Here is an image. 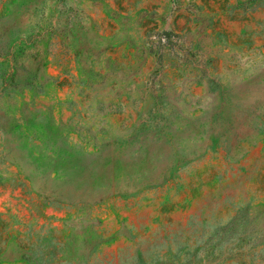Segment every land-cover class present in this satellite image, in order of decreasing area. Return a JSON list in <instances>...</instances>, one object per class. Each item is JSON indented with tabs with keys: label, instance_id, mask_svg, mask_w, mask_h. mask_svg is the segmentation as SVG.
Listing matches in <instances>:
<instances>
[{
	"label": "rangeland",
	"instance_id": "1",
	"mask_svg": "<svg viewBox=\"0 0 264 264\" xmlns=\"http://www.w3.org/2000/svg\"><path fill=\"white\" fill-rule=\"evenodd\" d=\"M0 264H264V0H0Z\"/></svg>",
	"mask_w": 264,
	"mask_h": 264
}]
</instances>
